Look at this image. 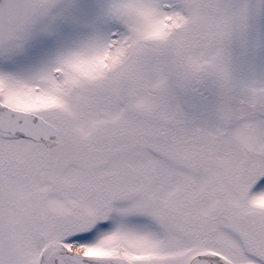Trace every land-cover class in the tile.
<instances>
[{"label":"snow or ice","instance_id":"1","mask_svg":"<svg viewBox=\"0 0 264 264\" xmlns=\"http://www.w3.org/2000/svg\"><path fill=\"white\" fill-rule=\"evenodd\" d=\"M0 264H264V0H0Z\"/></svg>","mask_w":264,"mask_h":264}]
</instances>
